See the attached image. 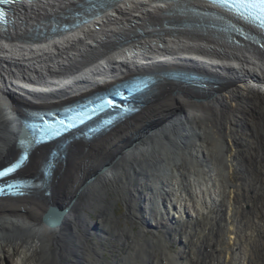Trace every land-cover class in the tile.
Instances as JSON below:
<instances>
[{"label":"bare ground","instance_id":"bare-ground-1","mask_svg":"<svg viewBox=\"0 0 264 264\" xmlns=\"http://www.w3.org/2000/svg\"><path fill=\"white\" fill-rule=\"evenodd\" d=\"M84 2L19 4L13 26L0 31V163L19 152L25 107L62 106L141 73L189 70L223 82L212 94L160 85L137 116L89 143L75 141L49 189L0 198V264L262 263L250 253L254 234L236 223L242 205L230 175L247 165L239 186L264 182V170L252 169L264 160V47L212 28L235 19L198 0L110 1L79 27L34 35ZM50 152L33 149L21 170L36 174ZM51 205L65 207L54 225L43 220ZM151 226L156 232L146 236ZM207 229L229 253L220 257ZM172 238L179 249H170Z\"/></svg>","mask_w":264,"mask_h":264},{"label":"water","instance_id":"water-1","mask_svg":"<svg viewBox=\"0 0 264 264\" xmlns=\"http://www.w3.org/2000/svg\"><path fill=\"white\" fill-rule=\"evenodd\" d=\"M56 31L57 29L50 31L49 33H53ZM47 32L48 31H43L42 33L37 32L34 35H45L47 34ZM150 75L151 77H153L154 80H150V82L147 83V79H149ZM133 80L139 81L138 89L136 90L137 93H134L131 99H127V103L124 101L121 102L123 103V106H119V104L116 105L118 108L124 110L119 111L120 114L117 113L113 116L114 118L117 117L114 121L112 119V121L108 120L110 122L109 124L104 123L106 125H104L103 128L101 127L99 130H97V128L92 129V134L87 135L88 138L83 139L81 141H83L84 143H89L100 136L106 135L113 129L123 124L124 122H127L134 116L140 114L146 105L156 99L157 93L159 91V86L164 83H175L181 88L188 89L190 93L194 94H212L215 92V88L223 82V80L215 78L213 76L205 75L194 71L192 72L189 70H166L158 73L135 74L133 76H130L129 79H127L125 82H132ZM126 96L129 95L126 94L124 97ZM117 107L111 110L118 111ZM75 141L77 140L72 138H65L63 139V142L59 141V139L57 140V142H55V144L53 145V150L49 154L48 159L45 161L44 165L40 167L36 176H34V180L37 181L35 182L36 184H34V186L36 187H31L30 189H27L26 194H29L34 190H42V188L44 187H47V189H49L48 186L51 185L53 180L56 178L57 169L61 168L59 167L60 165H63L67 155L71 150L72 144ZM26 148H28V146ZM26 148L24 144L20 146L21 151L26 150ZM7 161L9 160H6L2 163H6ZM48 192L49 191L46 190L45 194H47ZM64 210L65 207L62 208L51 205L43 214V220L49 225H54L60 219L61 215L64 214Z\"/></svg>","mask_w":264,"mask_h":264},{"label":"rangeland","instance_id":"rangeland-1","mask_svg":"<svg viewBox=\"0 0 264 264\" xmlns=\"http://www.w3.org/2000/svg\"><path fill=\"white\" fill-rule=\"evenodd\" d=\"M240 129L241 128L238 127L237 134H240L241 133ZM242 132H247V131H243L242 130ZM256 159H257V156H256ZM241 162L245 163V161L243 160V161H240L239 164ZM208 163L211 164V160L210 159H209V162ZM235 164L238 166V164L236 162H235ZM215 166H219L218 161L215 162ZM255 166L259 168V171H260V169H261V171H263L264 170V160L261 161L260 163H256L254 161V163L252 164V169ZM39 169H37L35 172H38ZM241 171H244V172L247 171V174H249L251 172L250 169L247 170V165L246 166H241V164H240V166H238V168H235V170H233L232 173H231V175H230V181L232 183L238 184L237 187H236V191L233 193L234 194L233 195V198L236 199V197H237V199H238L237 206H239L240 204L242 205V207L240 208V211L238 213V217L236 219V223L241 222L243 224L242 229L245 228V231H246V232L244 231L245 234L246 233H249V234L250 233H253L254 234V237H255L254 240L255 241L253 240L254 243H252L253 245L251 246V250H253V249L254 250L253 251H250V253L253 256L254 253L256 252L255 253V256H253V257H258L259 256L261 258V260H262V263H260V264H264V262H263L264 261V186H263L264 185V182L259 185V184H256L255 181H253V182H251L250 186H245V184H244V185H242V187H240L239 184H240V177H241V173H242ZM254 171H256V170L254 169ZM32 174H34V173H32ZM254 174H256V172ZM259 181H262V179H259ZM227 188H230V187H227ZM119 204H120V208L117 206L115 208V210L117 211V214L118 215H121V214L125 213L126 209H125V206H123L122 202H119ZM224 206H223V210L221 211V220H222L221 221V223H222L221 224V227L220 226H218V227L215 226V229H214V234H218L219 237H221L220 236L221 235V231L224 230V227H225V224H226V222H225L226 221V218H225V215H224L225 214V212H224ZM151 215H153V218H154V209H153ZM96 218H97V216H95V219ZM238 219H239V221H238ZM123 220H124V217L122 216L121 223H122V226H125V223H124ZM201 222H202V220H201ZM195 223L198 224L199 223L198 220L195 221ZM200 224H202V223H200ZM142 226H146V228L147 227L149 228V226H147V224H142ZM203 226H204V224L202 225V227ZM251 226H255L257 228H255V229L254 228H250ZM151 227H150V231L148 233H146V236H151L152 234H154L156 232V229H154L153 227L151 228ZM139 229H140V224L139 223H136L135 230H139ZM160 232L162 233V230ZM205 235H208V239L210 240V242H212V245H214V247H217L215 245V244H217L216 237H214L213 235H209L208 234V229H207V234H205ZM146 236L141 237V240L142 241L145 240V237ZM224 237H225V235H223V238ZM179 239H180V236H179ZM189 239H191V238H189ZM224 239L226 240V238H224ZM195 242H197V241H195ZM139 243H140V240L137 239V244H139ZM169 243H170V249L177 250V249L180 248L182 242L179 241L177 243L172 238L171 241L169 240ZM119 246H120L121 249L127 250V247L126 246H121V244H119ZM147 246L148 245H145V247H147ZM259 246H260V248H259ZM107 248L113 249V246L111 247L109 245ZM217 250L220 251V247H219V249L217 247L216 251ZM208 251H211V254H212L211 257H214V258L215 257H218L217 256V253L214 252L213 250H211L210 247L208 248ZM196 252H198V249L196 250ZM220 253H221L220 255H223V251H220ZM198 254H199V252H198ZM106 255H107V257L112 258V256H111L110 253L107 252ZM187 255H188V253H186V256ZM193 255H191V257H193ZM196 255H197V253H196ZM120 256H123V253ZM139 256L140 255H137V257H139ZM195 256H194V258H195ZM207 261L209 263V259ZM213 261H214V259L212 260V262ZM133 264H135V262Z\"/></svg>","mask_w":264,"mask_h":264},{"label":"snow or ice","instance_id":"snow-or-ice-1","mask_svg":"<svg viewBox=\"0 0 264 264\" xmlns=\"http://www.w3.org/2000/svg\"><path fill=\"white\" fill-rule=\"evenodd\" d=\"M2 3H7V0H0ZM212 4L219 6L221 8L227 9L240 19L260 28L264 29V0H211ZM5 14L0 12V19H4ZM119 93H114L118 95ZM121 99H124L121 96ZM109 103H111L109 101ZM60 126H65V121L60 120ZM69 127L74 125H68ZM59 129L49 125L48 134L58 133ZM27 159V153L19 157L18 160L11 163L9 166L2 168L0 170V178L8 177L10 174L15 173L18 169L22 167L25 160ZM9 187L14 185L9 184ZM0 192H3V189L0 188Z\"/></svg>","mask_w":264,"mask_h":264}]
</instances>
